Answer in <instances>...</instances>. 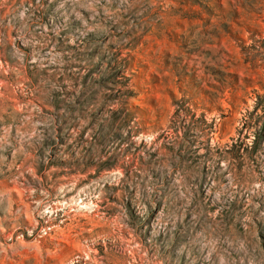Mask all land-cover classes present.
Returning a JSON list of instances; mask_svg holds the SVG:
<instances>
[{
  "label": "rangeland",
  "instance_id": "374dc122",
  "mask_svg": "<svg viewBox=\"0 0 264 264\" xmlns=\"http://www.w3.org/2000/svg\"><path fill=\"white\" fill-rule=\"evenodd\" d=\"M0 264H264V0H0Z\"/></svg>",
  "mask_w": 264,
  "mask_h": 264
}]
</instances>
